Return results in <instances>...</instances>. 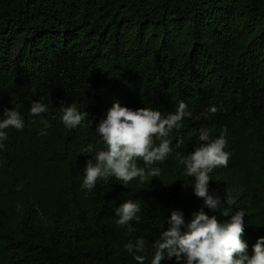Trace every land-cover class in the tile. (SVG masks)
<instances>
[{
  "label": "trees",
  "instance_id": "16d2710c",
  "mask_svg": "<svg viewBox=\"0 0 264 264\" xmlns=\"http://www.w3.org/2000/svg\"><path fill=\"white\" fill-rule=\"evenodd\" d=\"M114 99L164 115L184 101L192 117L171 134L184 145L156 165L159 177H110L88 192L79 152L98 137L94 125L65 128L60 105L98 122ZM33 101L48 106L45 136ZM17 105L26 126L7 129L0 151V264H136L124 245L137 237L151 264L170 210L190 219L203 205L176 155L193 150L201 126L216 136L226 127L232 153L209 192L246 210L250 252L264 236V0H0V116ZM129 198L141 205L131 229L114 214Z\"/></svg>",
  "mask_w": 264,
  "mask_h": 264
},
{
  "label": "clouds",
  "instance_id": "9594fccd",
  "mask_svg": "<svg viewBox=\"0 0 264 264\" xmlns=\"http://www.w3.org/2000/svg\"><path fill=\"white\" fill-rule=\"evenodd\" d=\"M218 108L213 105L200 114L203 118L214 115ZM48 106L42 101H33L29 109L30 117H39L43 125L38 134L45 136L51 124L44 118ZM188 104L180 101L175 112L166 115L159 109H133L114 99L98 122L90 118L88 111H82L75 103L60 105L59 119L68 130L78 127L93 129L98 137L80 149L79 155L88 156L83 168L81 188L91 192L98 181L110 177L121 181L123 186L134 180L143 183L161 175L160 167L176 150L184 145V138L177 137L175 145L170 138L174 130L183 127L185 118H191ZM200 117H197L199 119ZM37 123L35 119L31 121ZM25 117L20 106L5 107L0 116V151L6 147L7 129L23 131ZM227 128L213 135V129L201 126L193 129L191 135L197 143L186 155L176 152L184 166V175L189 179L184 187L191 186L196 197L202 198L203 205L186 219L181 209L170 210L166 218L167 227L161 231L159 239L152 245L154 251L151 264L175 261V264H264V236L258 237L249 251V244L243 238L245 232V209L232 211L225 205H233L235 200L209 192L210 174L218 167H227L232 153L228 145ZM142 165V166H141ZM205 209H208L206 212ZM141 205L132 198L124 200L115 208L117 224L132 228V223L141 221ZM124 250L136 264H145V239L137 237L129 240Z\"/></svg>",
  "mask_w": 264,
  "mask_h": 264
}]
</instances>
